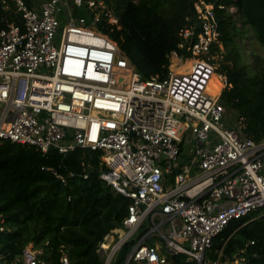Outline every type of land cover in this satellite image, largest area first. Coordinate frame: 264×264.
Masks as SVG:
<instances>
[{
  "label": "built area",
  "instance_id": "1",
  "mask_svg": "<svg viewBox=\"0 0 264 264\" xmlns=\"http://www.w3.org/2000/svg\"><path fill=\"white\" fill-rule=\"evenodd\" d=\"M13 1L23 23L0 30V143L101 152V179L131 200L122 227L99 244L104 264L132 240L124 264H174L179 255L187 264H247L246 250L211 257L230 223L264 209V139L247 137L220 102L228 79L216 6L194 3L167 77L143 80L100 30L121 29L105 1ZM228 11L239 20L236 7ZM42 254L28 245L12 264H39ZM61 262L70 264L65 254Z\"/></svg>",
  "mask_w": 264,
  "mask_h": 264
},
{
  "label": "trees",
  "instance_id": "2",
  "mask_svg": "<svg viewBox=\"0 0 264 264\" xmlns=\"http://www.w3.org/2000/svg\"><path fill=\"white\" fill-rule=\"evenodd\" d=\"M196 1H106L118 16L121 29L100 30L119 45L143 80H163L168 74L169 55L179 44V31L186 19L194 16ZM204 1L216 6L225 48L219 72L227 77L228 87L220 102L227 113H236L232 117L244 121L246 136L260 143L264 139V55L250 70L243 61L239 39L249 27L264 49V0ZM27 4L35 6L32 0ZM230 7L237 8L238 21L229 13ZM12 23H23L15 2L0 0V30ZM104 171L101 152L91 149L43 153L30 145L1 142L2 262L12 264L32 243L43 251L39 264H63L64 254L70 264H104L99 244L106 234L122 227L131 205L128 197L101 179ZM135 244L132 240L122 248L116 264H124ZM241 250H246L247 264H264V209L230 223L214 238L211 257L222 251L230 258ZM173 263L187 264L183 255L175 256Z\"/></svg>",
  "mask_w": 264,
  "mask_h": 264
},
{
  "label": "rangeland",
  "instance_id": "3",
  "mask_svg": "<svg viewBox=\"0 0 264 264\" xmlns=\"http://www.w3.org/2000/svg\"><path fill=\"white\" fill-rule=\"evenodd\" d=\"M44 0H32L33 4L39 6ZM103 1H111V0H103ZM114 4V1H113ZM81 15L84 13L81 12ZM239 48L242 52L244 63L249 66L250 70H253V67L256 65L257 58H261L264 55V49L261 44L258 42L254 32L249 28H244V35L239 39ZM214 82L217 83V89H215L212 93L218 92L221 89V85L218 82L217 77H215ZM228 114L230 116L236 115L234 111L229 110ZM29 246H33V244H29ZM37 250H42L41 248Z\"/></svg>",
  "mask_w": 264,
  "mask_h": 264
},
{
  "label": "water",
  "instance_id": "4",
  "mask_svg": "<svg viewBox=\"0 0 264 264\" xmlns=\"http://www.w3.org/2000/svg\"><path fill=\"white\" fill-rule=\"evenodd\" d=\"M99 258H100V260H103V258H104V254L101 252V253H99Z\"/></svg>",
  "mask_w": 264,
  "mask_h": 264
},
{
  "label": "bare ground",
  "instance_id": "5",
  "mask_svg": "<svg viewBox=\"0 0 264 264\" xmlns=\"http://www.w3.org/2000/svg\"><path fill=\"white\" fill-rule=\"evenodd\" d=\"M219 93V91L218 92H215V93H213V95H216V94H218Z\"/></svg>",
  "mask_w": 264,
  "mask_h": 264
}]
</instances>
